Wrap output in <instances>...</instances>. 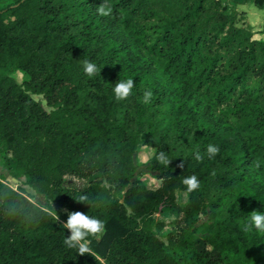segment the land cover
<instances>
[{"label": "trees", "instance_id": "obj_1", "mask_svg": "<svg viewBox=\"0 0 264 264\" xmlns=\"http://www.w3.org/2000/svg\"><path fill=\"white\" fill-rule=\"evenodd\" d=\"M238 1L107 0L104 17L102 0H0V161L12 159L19 186L0 182V264H264V232L245 230L264 213V40ZM84 60L99 72L86 75ZM128 78L132 94L116 101ZM143 147L157 189L133 182ZM67 176L89 183L68 188ZM65 209L105 221L91 254L64 244ZM167 213L179 217L168 230L156 217Z\"/></svg>", "mask_w": 264, "mask_h": 264}, {"label": "clouds", "instance_id": "obj_2", "mask_svg": "<svg viewBox=\"0 0 264 264\" xmlns=\"http://www.w3.org/2000/svg\"><path fill=\"white\" fill-rule=\"evenodd\" d=\"M112 7L107 3V0H102V3L97 7V12L99 15L107 17L112 14ZM83 71L88 76H94L99 72L97 65L94 62L89 60L83 61ZM135 86V82L133 79L128 78L126 80L119 79L113 88L114 96L116 101L126 100L131 94L132 89ZM153 93L151 91H145L143 94V102L145 104L149 103L152 99ZM220 152V147L214 144H208L206 149V154L209 159H214ZM194 158L196 161L202 162L204 157L199 152L196 151L194 153ZM157 161L164 165L169 166L171 160L167 157L166 153L160 152L157 157ZM184 163L178 165L180 169L184 168ZM256 166L259 167V162H256ZM212 175H215V171H213ZM181 183L185 186L187 192L191 193L196 191L200 187L199 178L193 174L191 176L184 177ZM79 203H84L92 206L95 201L90 200L87 195H80L78 199H76ZM67 213V221L64 222L61 227L67 229L70 233L64 239V244L68 248H75L78 250V254L80 256H84L86 254H91V248L89 246L90 241L89 237H98L104 233L106 230L105 221L101 220L98 217L90 216L89 214H85L81 211H73ZM50 215H56L57 221H59V216L57 212L49 213ZM250 222L245 225V230H251L253 227L260 231L264 232V213L259 211H253L249 214Z\"/></svg>", "mask_w": 264, "mask_h": 264}, {"label": "rangeland", "instance_id": "obj_3", "mask_svg": "<svg viewBox=\"0 0 264 264\" xmlns=\"http://www.w3.org/2000/svg\"><path fill=\"white\" fill-rule=\"evenodd\" d=\"M230 0H225V3H228ZM241 4L238 6V11H244V16L242 17L243 24L250 25L254 32V39H260L263 38L262 35L264 34V11L259 10L257 7H255L250 0H240ZM1 5V2H0ZM13 77L17 80L18 83H23L27 80H29V77L24 74L23 72H16ZM40 100V98H37ZM154 151L153 149L149 147H143L141 148L134 157L135 165L137 166V170L135 173V177L133 179L134 181H141L145 185H147L151 189H157L162 185V181L159 179V176L156 172H153L150 170L148 165V160L153 156ZM6 162L8 166L12 165V159L9 158L8 160L4 161ZM9 170V169H8ZM6 177H3L0 175V180L5 181ZM100 180V176L96 175L92 178ZM12 182H14L12 180ZM89 183V180H81L73 176H67L65 178L64 185L68 188H84ZM15 189H19V186L16 185V182H14V185H12ZM25 194L30 196L32 201L40 204L42 206L45 205L44 198L36 195L30 188H25ZM187 198L185 194L177 193V202L178 204H184L186 202ZM156 217L164 221L167 224V230L171 229L173 225H175L179 221V217L172 213H167L163 216L156 215ZM208 219V216L204 215L203 222H205ZM200 241L197 244V248L199 250L203 249L205 246L202 241V235L199 236Z\"/></svg>", "mask_w": 264, "mask_h": 264}, {"label": "crops", "instance_id": "obj_4", "mask_svg": "<svg viewBox=\"0 0 264 264\" xmlns=\"http://www.w3.org/2000/svg\"><path fill=\"white\" fill-rule=\"evenodd\" d=\"M240 4H241V1L239 0L238 1ZM260 10V9H259ZM262 11H264V10H262ZM262 37L263 38H260V39H257V40H264V34L262 35ZM7 163L6 162H4V161H0V175L3 177V175H4V177H6V180H13L12 178H11V173H12V171H14V169H15V164H14V162H12V165L11 166H8V165H6ZM9 169V170H8ZM14 181V180H13ZM15 182V181H14ZM38 196H40V197H42V198H44L43 196H41V195H38Z\"/></svg>", "mask_w": 264, "mask_h": 264}, {"label": "built area", "instance_id": "obj_5", "mask_svg": "<svg viewBox=\"0 0 264 264\" xmlns=\"http://www.w3.org/2000/svg\"><path fill=\"white\" fill-rule=\"evenodd\" d=\"M0 182L5 183L6 185L11 186L14 190H17V189H15V188L12 186V185H14V182H12L11 180H6V179H5V181H4V180H0Z\"/></svg>", "mask_w": 264, "mask_h": 264}]
</instances>
